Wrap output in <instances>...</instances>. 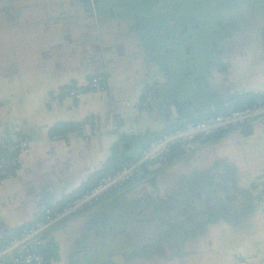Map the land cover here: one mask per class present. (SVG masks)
<instances>
[{
  "label": "crops",
  "instance_id": "1",
  "mask_svg": "<svg viewBox=\"0 0 264 264\" xmlns=\"http://www.w3.org/2000/svg\"><path fill=\"white\" fill-rule=\"evenodd\" d=\"M124 1L0 0V138L29 141L0 184V242L39 219L48 196L53 207L93 184L115 145L137 160L183 119L264 93V0L251 12L259 32L237 37L227 21L218 43L206 30V52L193 39L177 43L194 37L196 17L188 23L177 9L164 17L167 0ZM97 75L111 80L109 91L68 96ZM59 122L84 124L82 134L51 139ZM212 137L54 227L47 261L264 264V120Z\"/></svg>",
  "mask_w": 264,
  "mask_h": 264
},
{
  "label": "built area",
  "instance_id": "2",
  "mask_svg": "<svg viewBox=\"0 0 264 264\" xmlns=\"http://www.w3.org/2000/svg\"><path fill=\"white\" fill-rule=\"evenodd\" d=\"M111 83L109 78L97 75L80 86L69 89L68 96L73 100H80L87 93L109 91ZM254 120H264V97L249 108L227 110L223 114L190 121L161 135L146 146L135 163L98 179L92 188L84 191L79 197L58 210H46L39 219L23 227L15 238L0 247V264H50L41 250L46 246L47 234L54 227L96 204L106 194L131 182L143 165L160 162L175 146H188L219 132L244 127ZM97 133L96 130H90L88 135L95 136ZM28 146V139L17 133H7L0 138V151L3 153L0 157V184L8 179L6 170L19 165L21 152Z\"/></svg>",
  "mask_w": 264,
  "mask_h": 264
},
{
  "label": "rangeland",
  "instance_id": "3",
  "mask_svg": "<svg viewBox=\"0 0 264 264\" xmlns=\"http://www.w3.org/2000/svg\"><path fill=\"white\" fill-rule=\"evenodd\" d=\"M250 2L251 6L248 7L247 3ZM255 3L256 0H167L165 1V4H163L165 9L162 10L161 13L164 17H167L169 11L177 9V11H181V18H183L184 21H187L186 16L189 13H195L196 21H198L195 26H200V28H193L194 32L197 31L194 34V37L192 35H182L180 41L177 43L190 42L193 39L192 44L199 50L204 48V51L206 52L208 49L207 46H209V44L207 45V42L210 39L211 33L213 32V39L218 43L220 38H217L215 31L219 28L220 24L226 26L227 21H230L234 25L235 35L237 37L244 30L249 32H259L254 23V14L251 13L258 9V7L255 6ZM249 8L252 9L249 11ZM150 15H154V13L151 12ZM215 19H217V21H215ZM218 21L221 22L218 23L219 25L217 27ZM206 30L212 31L208 39L203 37ZM203 58L204 57L201 56V59ZM169 60L170 59H167V61ZM205 60H207L206 57ZM183 205H186V201L183 202Z\"/></svg>",
  "mask_w": 264,
  "mask_h": 264
},
{
  "label": "trees",
  "instance_id": "4",
  "mask_svg": "<svg viewBox=\"0 0 264 264\" xmlns=\"http://www.w3.org/2000/svg\"><path fill=\"white\" fill-rule=\"evenodd\" d=\"M72 89V88H71ZM144 97V96H143ZM264 97V93H246L243 95H238L235 96L234 98H232L231 100H229L227 103H225L222 106L221 111H219L218 113H213V114H208L206 117L202 118H208L211 116H215L218 114H223L225 113L227 110H242L245 108H249L251 106H253L255 104V102L257 100H259L260 98ZM200 119V120H202ZM90 120H87V124H89ZM199 121V120H197ZM195 122V121H193ZM182 125V124H181ZM179 125V126H181ZM83 126L84 124H77V123H72V122H59L56 123L55 125H53L49 131H48V136L51 139H62V138H66V136L68 134H73V133H77V134H82V130H83ZM178 126V127H179ZM177 127V128H178ZM168 133V132H167ZM223 132H219L218 134L213 135L212 138L217 139L219 136H221ZM160 137V136H159ZM122 138V137H121ZM122 141V139H121ZM183 146H175L174 148L171 149L170 152V156L169 157H165L163 160H161L160 162L157 163H151V164H145L143 165L138 172L136 173L134 179H136L139 173L143 172L146 173L148 171V166H153L155 164L161 163L163 161H165L166 163H172L174 161H179V159H182L184 157V152L182 149ZM146 148V147H145ZM143 152V151H142ZM3 155L2 151H0V157ZM138 160V159H137ZM137 160H131L129 158H127V156L125 155V152L122 150V147H120V144L115 145L112 150H111V157L110 159L107 161V165L106 167L103 169V171L101 173H99L98 177L96 178V180L94 181L93 184H91L89 187L85 188L83 191H81L78 195H74L72 197L67 198L65 201L60 202L59 204L47 209V210H51V211H55L60 209L62 206H64L66 203L74 200L75 198L79 197L84 191L92 188L96 182L98 181V179L102 178V177H106L109 176L113 173H115L117 170L121 169L122 167L130 164V163H135ZM18 168V166H14L12 168H9L6 170L7 176L8 178L11 176V174ZM7 179V178H6ZM5 179V180H6ZM133 179V180H134ZM132 180V182H133ZM130 183V182H129ZM128 183V184H129ZM127 185V184H126ZM46 211V210H45ZM44 211V212H45ZM43 212L42 215H44L45 213ZM40 216V217H41ZM22 229V228H21ZM21 229L15 231L9 238H7L5 241L0 242V247H2L3 245H5L9 240L15 238L20 232ZM42 254L43 251L41 250ZM45 254V253H44ZM43 254V256H44ZM45 257V256H44ZM46 259V258H45ZM47 260V259H46Z\"/></svg>",
  "mask_w": 264,
  "mask_h": 264
},
{
  "label": "water",
  "instance_id": "5",
  "mask_svg": "<svg viewBox=\"0 0 264 264\" xmlns=\"http://www.w3.org/2000/svg\"><path fill=\"white\" fill-rule=\"evenodd\" d=\"M113 7L115 8L116 6H113ZM196 97H197V102H198V103H201V101H202L201 96H200V95H196ZM190 106H191V105H190ZM190 111H192L191 108H190ZM172 113L175 114V111H174L173 108H172ZM192 118H193L194 121H197V120H198L197 116H195L194 114H193ZM187 122H189V121L186 120V119H183V120H182V123H183V124H185V123H187ZM47 200H48V202H45L43 208L40 210L41 213H43L45 210H47V209H49V208L51 207V205H50L51 197L48 196V197H47Z\"/></svg>",
  "mask_w": 264,
  "mask_h": 264
},
{
  "label": "flooded vegetation",
  "instance_id": "6",
  "mask_svg": "<svg viewBox=\"0 0 264 264\" xmlns=\"http://www.w3.org/2000/svg\"><path fill=\"white\" fill-rule=\"evenodd\" d=\"M114 6H116V4H113ZM102 8V7H101ZM105 8V7H104ZM107 8V7H106ZM110 8V7H109ZM111 9H115L113 6H111ZM184 11V10H183ZM195 17H196V15H195V13H189L187 16H186V18H187V21H188V23H190L191 21L193 22L194 20H195ZM185 30H186V28H187V24L185 23ZM185 201H187L186 202V205L184 206V209L185 210H189L190 209V203H191V201L190 200H188V199H185ZM171 208V207H170Z\"/></svg>",
  "mask_w": 264,
  "mask_h": 264
}]
</instances>
